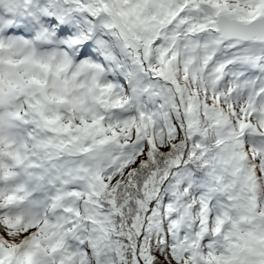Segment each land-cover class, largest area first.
<instances>
[{
  "label": "snow or ice",
  "instance_id": "1",
  "mask_svg": "<svg viewBox=\"0 0 264 264\" xmlns=\"http://www.w3.org/2000/svg\"><path fill=\"white\" fill-rule=\"evenodd\" d=\"M0 264H264V0H0Z\"/></svg>",
  "mask_w": 264,
  "mask_h": 264
}]
</instances>
